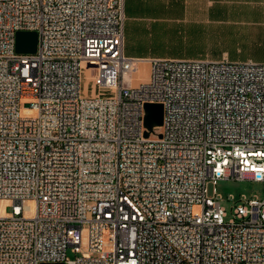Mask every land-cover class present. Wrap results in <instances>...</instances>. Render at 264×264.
Masks as SVG:
<instances>
[{"label":"built area","instance_id":"built-area-1","mask_svg":"<svg viewBox=\"0 0 264 264\" xmlns=\"http://www.w3.org/2000/svg\"><path fill=\"white\" fill-rule=\"evenodd\" d=\"M123 17L0 0V264H264V62L126 55ZM144 102L162 105L146 136ZM224 178L262 182L226 219Z\"/></svg>","mask_w":264,"mask_h":264},{"label":"crops","instance_id":"crops-1","mask_svg":"<svg viewBox=\"0 0 264 264\" xmlns=\"http://www.w3.org/2000/svg\"><path fill=\"white\" fill-rule=\"evenodd\" d=\"M123 16L126 55L264 62V0H123ZM128 20L144 52H125Z\"/></svg>","mask_w":264,"mask_h":264},{"label":"rangeland","instance_id":"rangeland-1","mask_svg":"<svg viewBox=\"0 0 264 264\" xmlns=\"http://www.w3.org/2000/svg\"><path fill=\"white\" fill-rule=\"evenodd\" d=\"M124 43H125V52H144L145 51V44L144 41L140 38L136 37L132 26L130 24V21H126L124 24ZM208 52V51H207ZM170 54H176L174 52H171ZM209 56V55H207ZM261 61H264V57L260 59ZM148 68H149V62L143 61L140 63L139 68L137 65V69L132 71V78L135 80L146 78L148 75ZM84 79H83V89L85 92H87V86L90 81L89 74H90V65L85 64L84 69ZM136 82V81H135ZM216 191L220 194V202L224 206L226 215L225 219L231 216V210L234 204L233 199L228 198V196L231 194L234 199H236L239 194L243 193L246 196H251L253 194L260 195L261 188H262V182L253 180L250 178H243V179H232V178H224L217 180L216 184ZM209 191L211 189V186H208ZM7 211L10 210V207L7 206L5 208ZM196 207H193V210H195ZM66 256L69 258H73L76 253H72L69 251V249H66L65 252Z\"/></svg>","mask_w":264,"mask_h":264},{"label":"water","instance_id":"water-1","mask_svg":"<svg viewBox=\"0 0 264 264\" xmlns=\"http://www.w3.org/2000/svg\"><path fill=\"white\" fill-rule=\"evenodd\" d=\"M36 32L34 30H17L15 32L14 49L17 52H32L35 48ZM162 105L160 102H144L142 123L145 127L143 135H148L153 126L161 123ZM159 135V134H158ZM63 264V263H52Z\"/></svg>","mask_w":264,"mask_h":264},{"label":"bare ground","instance_id":"bare-ground-1","mask_svg":"<svg viewBox=\"0 0 264 264\" xmlns=\"http://www.w3.org/2000/svg\"><path fill=\"white\" fill-rule=\"evenodd\" d=\"M140 62V61H139Z\"/></svg>","mask_w":264,"mask_h":264}]
</instances>
